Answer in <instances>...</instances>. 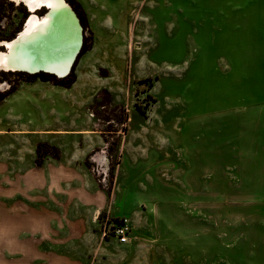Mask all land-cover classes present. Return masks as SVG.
Wrapping results in <instances>:
<instances>
[{"label": "rangeland", "instance_id": "rangeland-1", "mask_svg": "<svg viewBox=\"0 0 264 264\" xmlns=\"http://www.w3.org/2000/svg\"><path fill=\"white\" fill-rule=\"evenodd\" d=\"M65 1L76 83L0 104L49 131L0 133V264H264V0ZM27 16L0 0V42ZM120 218L127 245L102 237Z\"/></svg>", "mask_w": 264, "mask_h": 264}, {"label": "bare ground", "instance_id": "bare-ground-1", "mask_svg": "<svg viewBox=\"0 0 264 264\" xmlns=\"http://www.w3.org/2000/svg\"><path fill=\"white\" fill-rule=\"evenodd\" d=\"M17 3L24 1L31 11L19 39L2 43L9 49L0 51V71L29 72L40 70L54 73L61 79L70 69L71 63L79 49L80 29L73 22L71 9L65 0H13ZM50 8L51 11L39 17L34 11L41 7ZM65 35L63 40H56L59 29ZM59 48L49 49L46 45H55ZM39 44V45H38ZM37 51L34 54L32 51ZM37 56L35 60H31ZM58 60L63 59L61 62ZM55 61V62H54ZM69 75V74H68ZM67 75V76H68ZM91 117V115H90ZM97 132L93 131V134Z\"/></svg>", "mask_w": 264, "mask_h": 264}, {"label": "water", "instance_id": "water-1", "mask_svg": "<svg viewBox=\"0 0 264 264\" xmlns=\"http://www.w3.org/2000/svg\"><path fill=\"white\" fill-rule=\"evenodd\" d=\"M20 4H23L26 8H27V5L25 4V2L24 1H20L19 2ZM68 4V3H67ZM69 5V4H68ZM69 7H70V9H71V13H72V15H73V22H74V24L75 25H77L78 27H79V29H80V34H81V36H80V38H79V41H78V43L77 44H79L80 46H79V49L77 50V52H76V54H75V57H74V59H73V61H72V63H71V66H70V69H69V71H68V73L66 74V75H64V76H62V78L61 79H63V78H65V77H67V75L70 73V71H71V69H72V67H73V65H74V63H75V61L77 60V58H78V56H79V54H80V52H81V49H82V47H83V40H84V38H83V28H82V24H81V20H80V18H79V16L77 15V13L71 8V6L69 5ZM28 9V8H27ZM42 10H44L45 11V13H44V15H46L48 12H50L51 11V9L50 8H47V7H45V6H43V7H41V8H38V9H36L35 11H34V13H35V15H37V13L38 12H40V11H42ZM32 13H31V11L28 9V16H27V18H26V20H25V22L23 23V26H22V28H21V30L16 34V36L14 37V38H12L11 40H9V41H7V42H12L13 40H18L19 39V33L23 30V28L25 27V25H26V22H27V19H28V17L31 15ZM37 16H39V17H42L41 15H37ZM59 29V32H57V36H55V39L56 40H63L64 38H65V35L61 32V30H60V28H58ZM3 42V41H2ZM2 42H0V51H1V49L3 50V51H1V52H6V51H8L9 49L7 48V46L5 45V44H3ZM55 43V45H46L49 49H54V48H59V46L56 44L57 42L55 41L54 42ZM39 45V44H38ZM34 54H38V50L37 51H32ZM37 58V56H34L33 58H30L31 60H35ZM55 59H57L58 60V57H55ZM61 61L63 60L62 58L60 59ZM60 60H58V61H60ZM60 61V62H61ZM55 62V61H54ZM21 73H26V74H30V75H34V74H39V73H45V74H49V75H52V76H55L56 78H58V79H60L59 78V76H57L56 74H54V73H50V72H46V71H44V70H40V71H37V72H35V73H29V72H21Z\"/></svg>", "mask_w": 264, "mask_h": 264}, {"label": "crops", "instance_id": "crops-1", "mask_svg": "<svg viewBox=\"0 0 264 264\" xmlns=\"http://www.w3.org/2000/svg\"><path fill=\"white\" fill-rule=\"evenodd\" d=\"M84 7V6H83ZM84 11H85V13L87 14V17H88V11L84 8ZM45 85H49V86H51L52 88H54V86L55 87H59V86H56V85H54V84H52V83H50V82H44V81H41V80H35V81H22L21 83H20V85L17 87V89L14 91V92H16V91H18V90H23V89H25L26 87L27 88H36V90H34V91H38L39 89H41V87L40 86H45ZM39 87V88H38ZM13 92V93H14ZM12 94V93H11ZM10 94V95H11ZM9 96V95H8ZM7 96V97H8ZM6 97V98H7ZM5 98V99H6ZM4 99V100H5ZM3 100V101H4ZM2 101V102H3ZM1 102V103H2ZM0 103V104H1ZM69 130H60V131H58V132H68ZM8 132H10V133H15V132H26V133H29V134H31V135H35V137H37V138H39L40 139V141H44L43 140V137H39V136H43V135H40V133H42V132H49V131H42V130H39V131H35V130H26V129H22V128H0V133H8ZM34 132H38V134H34ZM71 132H75V131H73V130H71ZM57 136H69V135H66V134H60V135H57ZM70 136H74V135H70ZM45 142V141H44ZM51 144H53V145H55V143H51ZM59 147V146H58ZM59 148H61V147H59ZM77 166L76 165H74V164H68V165H64V166H61V168H76ZM35 206H39V203H36V205ZM40 209H41V206H40ZM39 211V207H38V209H35V211ZM28 217H29V219H31V220H37L36 218H37V216L36 215H40L39 217H43V216H45V214L44 213H40V211L39 212H35V213H33V214H30L29 215V213H27L26 214ZM38 244H40L41 243V241L39 240H37L36 241ZM25 243V246L27 245L26 244V242H24Z\"/></svg>", "mask_w": 264, "mask_h": 264}, {"label": "trees", "instance_id": "trees-1", "mask_svg": "<svg viewBox=\"0 0 264 264\" xmlns=\"http://www.w3.org/2000/svg\"><path fill=\"white\" fill-rule=\"evenodd\" d=\"M71 3L73 5L74 2L71 1ZM85 19L84 17L82 18V22L84 23ZM90 49L85 46L83 44V47L81 49V52L79 54L80 55H83L85 54L86 52H88ZM78 56V58H79ZM77 58V60H78ZM77 60L75 61L69 75L63 79H56L54 78L52 75H49V74H45V73H39V74H34V75H28L29 79H26L24 81H35V80H41V81H44V82H50L56 86H60V87H64V88H71L75 83H76V80H77V77H76V74H75V65L77 63ZM16 90V87L14 86H11L9 88V91L5 92L4 94L0 95V103L8 96L10 95L11 93H13L14 91ZM264 100V98H263Z\"/></svg>", "mask_w": 264, "mask_h": 264}, {"label": "built area", "instance_id": "built-area-1", "mask_svg": "<svg viewBox=\"0 0 264 264\" xmlns=\"http://www.w3.org/2000/svg\"><path fill=\"white\" fill-rule=\"evenodd\" d=\"M130 225L127 219L120 218L112 222H105L102 230V237L114 239L120 245H127L130 242Z\"/></svg>", "mask_w": 264, "mask_h": 264}, {"label": "flooded vegetation", "instance_id": "flooded-vegetation-1", "mask_svg": "<svg viewBox=\"0 0 264 264\" xmlns=\"http://www.w3.org/2000/svg\"><path fill=\"white\" fill-rule=\"evenodd\" d=\"M81 18V17H80Z\"/></svg>", "mask_w": 264, "mask_h": 264}]
</instances>
